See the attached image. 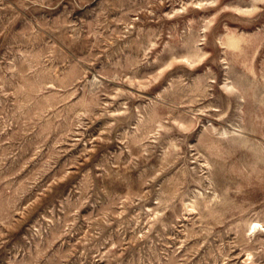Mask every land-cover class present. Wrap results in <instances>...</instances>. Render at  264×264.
<instances>
[{
  "label": "rangeland",
  "instance_id": "rangeland-1",
  "mask_svg": "<svg viewBox=\"0 0 264 264\" xmlns=\"http://www.w3.org/2000/svg\"><path fill=\"white\" fill-rule=\"evenodd\" d=\"M0 264H264V0H0Z\"/></svg>",
  "mask_w": 264,
  "mask_h": 264
}]
</instances>
